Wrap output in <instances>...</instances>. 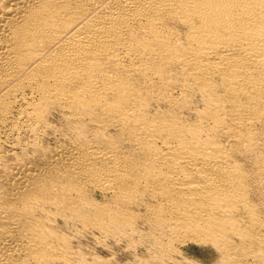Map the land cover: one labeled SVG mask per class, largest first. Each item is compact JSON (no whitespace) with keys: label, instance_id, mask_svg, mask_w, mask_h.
Wrapping results in <instances>:
<instances>
[{"label":"bare ground","instance_id":"obj_1","mask_svg":"<svg viewBox=\"0 0 264 264\" xmlns=\"http://www.w3.org/2000/svg\"><path fill=\"white\" fill-rule=\"evenodd\" d=\"M62 224L264 264V0H0V264H122Z\"/></svg>","mask_w":264,"mask_h":264},{"label":"rangeland","instance_id":"obj_2","mask_svg":"<svg viewBox=\"0 0 264 264\" xmlns=\"http://www.w3.org/2000/svg\"><path fill=\"white\" fill-rule=\"evenodd\" d=\"M56 123H58V122H56ZM53 136L51 135L50 137L49 136L47 137V135H46V136H44V138L45 139L48 138L50 141L49 143L51 145H53L55 143V141L57 140V137L55 135H53ZM13 137L14 136H12L11 138H13ZM15 147H17V146H15ZM18 151H19V149H18ZM10 153L8 155H10V158H11L13 156V153L12 152H10ZM97 199H101V198H97ZM61 228H62V230H61ZM58 229L64 233H66L69 236V239L72 242V245L74 246V248H81L83 251H85L87 253L86 257L89 260H92L95 257H100L101 259H104V260L106 259L107 261L115 262V260L118 261L117 258L119 259V257H122L121 259H119V261H120V263L124 264L127 262H134L137 257H144V255H146L145 254L146 253L145 252V246L142 245L141 242H140V244H138L139 243L138 239H137L138 241L135 240L136 243L134 242L135 244H137L135 247L134 246L135 244L128 245L127 241H117L116 239L109 237L107 235H105V237L103 238L104 235L102 233H100V231H97V233L93 231L94 232L93 233L92 231L83 229L81 226H75L74 227V226L63 225L62 227L60 226ZM146 232H144L143 235H148V234H146ZM100 236H102V237H100ZM96 237H97V239H96ZM106 237H107V239H106ZM103 239H105V240H103ZM131 247H133V248H131ZM184 247H185L187 256L189 258L194 259V260H199L201 262L203 261L206 264L211 263L212 259H214L215 255H216L215 254L216 250L214 248H212L211 246L189 243V244L185 245ZM125 248H127V250H125ZM137 248H138V250L139 249L140 250L137 251ZM210 259H211V261H210Z\"/></svg>","mask_w":264,"mask_h":264}]
</instances>
